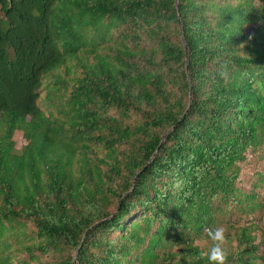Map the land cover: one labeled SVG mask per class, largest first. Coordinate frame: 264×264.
<instances>
[{
    "label": "trees",
    "instance_id": "trees-1",
    "mask_svg": "<svg viewBox=\"0 0 264 264\" xmlns=\"http://www.w3.org/2000/svg\"><path fill=\"white\" fill-rule=\"evenodd\" d=\"M177 1L0 0V264H208L218 217L262 206L236 182L264 143V0ZM234 238L227 264H264Z\"/></svg>",
    "mask_w": 264,
    "mask_h": 264
},
{
    "label": "rangeland",
    "instance_id": "rangeland-1",
    "mask_svg": "<svg viewBox=\"0 0 264 264\" xmlns=\"http://www.w3.org/2000/svg\"><path fill=\"white\" fill-rule=\"evenodd\" d=\"M60 75H65L64 67H60L57 72ZM50 80V77L43 78V86L40 89L39 105L41 108L45 109L43 103L45 102L46 89L45 84ZM55 114L58 115L57 110H54ZM12 139L15 141V148L20 149L21 146L25 144V139L22 136V132L15 130ZM245 160L238 162L240 171L239 177L236 182L237 188L244 194H249L251 192L256 193L255 200L253 202H260L261 207L256 208L254 211L248 215L240 214L239 212L231 209L230 213H224L222 216L218 217V222L216 226L223 225L227 229V236H230V240L227 241L226 245L234 247L236 241L234 240V234L243 226H252L253 234L255 235L256 241L264 239V143L260 147H255L254 149L248 148L245 152ZM254 184L256 185L253 189ZM195 244L201 247H209L210 241L207 239L197 240ZM16 258H27L25 253H17ZM48 260L42 261L40 264H48ZM15 264V261H13ZM31 264H38L32 261Z\"/></svg>",
    "mask_w": 264,
    "mask_h": 264
},
{
    "label": "clouds",
    "instance_id": "clouds-1",
    "mask_svg": "<svg viewBox=\"0 0 264 264\" xmlns=\"http://www.w3.org/2000/svg\"><path fill=\"white\" fill-rule=\"evenodd\" d=\"M226 233L227 229L223 225L207 230L206 237L210 241V247L202 251L201 256L208 260V264H227Z\"/></svg>",
    "mask_w": 264,
    "mask_h": 264
},
{
    "label": "water",
    "instance_id": "water-1",
    "mask_svg": "<svg viewBox=\"0 0 264 264\" xmlns=\"http://www.w3.org/2000/svg\"><path fill=\"white\" fill-rule=\"evenodd\" d=\"M176 9H177V14H178V18H179V6H178V1H177V0H176ZM186 59H187V56H186ZM186 65H187V64H186ZM189 94H190V99H191V90H190V93H189ZM171 129H172V128H171ZM165 136H166V135H164V137L161 139L160 144H159L158 147H157V150L160 148L162 142L164 141ZM157 150H156V151H157ZM156 151L154 152V155L156 154ZM154 155H153V156H154ZM153 156H152V157H153ZM152 157H151V159H152ZM151 159H150V160H151ZM145 167H146V166H145ZM145 167H144V168H145ZM83 239H84V237L82 238V240H83ZM74 261H75V264H78V262H77V250H76V252H75V254H74Z\"/></svg>",
    "mask_w": 264,
    "mask_h": 264
}]
</instances>
